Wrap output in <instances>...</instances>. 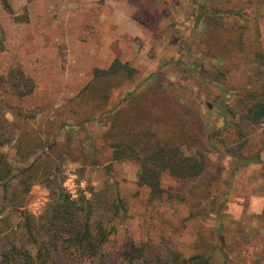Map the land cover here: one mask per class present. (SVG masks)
Instances as JSON below:
<instances>
[{"label":"rangeland","instance_id":"obj_1","mask_svg":"<svg viewBox=\"0 0 264 264\" xmlns=\"http://www.w3.org/2000/svg\"><path fill=\"white\" fill-rule=\"evenodd\" d=\"M7 1L10 11L0 1V155L13 177L6 193L0 186V264L11 244L35 252L24 215L38 224L59 192L88 208L91 228L112 227L102 249L110 256L69 264H139L115 255L126 238L209 255L212 264H262L264 124L240 129L230 113L264 80V0ZM139 6L158 14L157 34L136 17ZM204 11L220 17L216 36ZM227 36L240 37L241 49L221 50ZM115 59L133 75L94 78ZM16 68L34 84L23 97L5 76ZM151 87L199 135L215 178L207 190L183 189L162 172L163 193L152 197L137 184L138 161L112 159L111 115ZM32 163L45 178L23 194L20 173Z\"/></svg>","mask_w":264,"mask_h":264},{"label":"trees","instance_id":"obj_2","mask_svg":"<svg viewBox=\"0 0 264 264\" xmlns=\"http://www.w3.org/2000/svg\"><path fill=\"white\" fill-rule=\"evenodd\" d=\"M0 1L4 9L10 11L8 1ZM240 11L241 9L237 10V13ZM135 15L153 34L158 33V14L155 11L150 12L139 6ZM202 15L207 32L210 36H216L213 30L220 27V17L207 11ZM223 42V46L220 43L221 50H240L242 46L240 37L232 40L227 36ZM134 72L133 67L115 59L106 68H95L93 76L96 79L113 78L119 73L132 76ZM5 76L20 97L30 94L34 89L33 81L20 69H10ZM233 107L239 112L231 109L230 114L237 117V126L240 129L244 122L250 125L264 124V80L258 81L256 89L237 98ZM226 111L231 112L230 109ZM109 122L106 133L110 138L112 159L138 161L140 172L137 184L146 186L152 197H159L163 193L159 181L162 172L178 178L181 187L191 191L196 186L205 191L215 179L208 170L205 156L197 148L200 140L196 130L179 110L161 96L157 87L134 94L127 105L111 115ZM238 131L240 132L239 129ZM2 142L0 140V145ZM185 148L197 149L192 154H185ZM226 151L228 154L234 152L230 148ZM20 174L25 176L20 180L24 185L23 194L28 192L32 182L45 178L35 163L24 167ZM12 177L9 163L0 155V186L4 193L7 192ZM57 197L59 200L52 207L49 216L38 224H35L30 215H24L27 239L34 245L35 252L31 253L25 247L11 244L8 252L1 253V264H69L75 260L101 261L111 255L103 253L102 249L112 227L109 226L107 230L102 225L91 228L88 208L76 205L63 192L57 193ZM217 246L219 249L224 248L221 237ZM118 250L115 255L128 263L212 264L209 255L196 253L185 257L175 249H153L149 243H135L131 238H126Z\"/></svg>","mask_w":264,"mask_h":264}]
</instances>
